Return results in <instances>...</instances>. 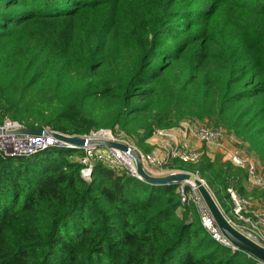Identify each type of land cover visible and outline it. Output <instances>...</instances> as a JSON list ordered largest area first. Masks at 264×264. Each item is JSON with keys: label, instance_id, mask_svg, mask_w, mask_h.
<instances>
[{"label": "trees", "instance_id": "trees-1", "mask_svg": "<svg viewBox=\"0 0 264 264\" xmlns=\"http://www.w3.org/2000/svg\"><path fill=\"white\" fill-rule=\"evenodd\" d=\"M68 135L123 132L146 152L185 119L223 127L264 163V0H0V119ZM77 151L0 157V264H257L215 242L178 183ZM215 188L245 173L204 155ZM207 183V184H208ZM230 200V199H229ZM181 214V215H180Z\"/></svg>", "mask_w": 264, "mask_h": 264}, {"label": "built area", "instance_id": "built-area-1", "mask_svg": "<svg viewBox=\"0 0 264 264\" xmlns=\"http://www.w3.org/2000/svg\"><path fill=\"white\" fill-rule=\"evenodd\" d=\"M28 129L43 130L45 134H24ZM74 138L88 140L90 144L81 146L67 140ZM151 139H154V144L151 145L152 151L144 152L134 139L118 129H103L87 135H68L49 127L41 128L36 123L30 125L25 121H16L8 116L0 119V157L27 158L50 149L77 151L80 154L75 156L74 162L81 165V176L88 182H91L94 167L97 164H102L117 173H126L140 181H145L139 173L137 165L139 160L149 175L165 177L171 174H187L200 180L210 193L205 180L198 173L171 170L167 167L173 161L196 166L204 155L214 160L217 155L221 154L223 162L243 170L248 184L264 194V166H261L260 162L251 155L248 156L240 146V144H246L223 127H214L206 121L189 118L182 121L178 127L156 130ZM191 139L205 145L206 150L202 152L191 147L189 142ZM102 142L118 143L124 145L126 149L109 147L101 144ZM230 180L227 193L232 204L233 219L223 214L238 234L264 249V207L253 196L242 193L240 177H233ZM177 183V193L181 202L180 211L194 206L203 227L215 242L230 249L232 253L244 251L222 233L198 185L191 180ZM220 209L224 211L223 208ZM246 253L257 264H264V260L251 253Z\"/></svg>", "mask_w": 264, "mask_h": 264}, {"label": "water", "instance_id": "water-1", "mask_svg": "<svg viewBox=\"0 0 264 264\" xmlns=\"http://www.w3.org/2000/svg\"><path fill=\"white\" fill-rule=\"evenodd\" d=\"M24 134L42 135V134H45V131L28 129L27 131L24 132ZM67 140L74 143V144L81 145V146H85V145L90 144V141L84 140V139L74 138V139H67ZM101 144L107 145L109 147H117V148H121L124 150L126 149V147L124 145H121L118 143L102 142ZM137 165H138L140 175L143 177V179L145 181H147L151 184L165 185V184L175 183V182L184 181V180H191V181L195 182L198 185L199 190H200L206 204L210 208L217 224L219 225L222 233L226 236V238L231 240L235 245L239 246L244 251L251 253L252 255L264 260V249L256 246L255 244L251 243L250 241H248L247 239L242 237L240 234H238L229 225L225 215L223 214V212L219 208L218 204L213 199V197L210 195V193L208 192V190L206 189L204 184L202 182H200V180H198V179H196L190 175H187V174H171V175H168L165 177H155V176L149 175L147 172H145V170L143 169V166L139 160H138Z\"/></svg>", "mask_w": 264, "mask_h": 264}, {"label": "rangeland", "instance_id": "rangeland-1", "mask_svg": "<svg viewBox=\"0 0 264 264\" xmlns=\"http://www.w3.org/2000/svg\"><path fill=\"white\" fill-rule=\"evenodd\" d=\"M138 145V147L142 150V151H144V152H146V150L145 149H142L140 146H139V144H137ZM240 146L242 147V149L245 151V153L248 155V156H250L251 155V157H253V158H255V159H257L259 162H260V165L261 166H264V163H262L253 153H251L249 150H248V147L246 146V145H244V144H240ZM69 159V161H75L76 160V157L74 156H72V157H69L68 158ZM189 172V171H188ZM189 173H191V172H189ZM238 177H240V179H242V177L241 176H238ZM204 180V179H203ZM206 182V181H205ZM208 182H206V184H207ZM244 185H245V189H246V191H247V194L246 195H254L255 194V192L257 193L258 191L255 189H253V190H251L250 188L251 187H249L248 186V183L247 182H244ZM207 186L209 187V190H210V193H211V195L213 196V198L215 199V201L217 202V204L219 205V206H222V207H220V208H223V213L225 214V215H227L229 218H231V219H233V214H232V204H231V202H230V200H229V198L227 197V194H226V191H225V189H224V187L223 186H221V185H216L215 186V188H213V187H211L210 185H209V183L207 184ZM255 191V192H254ZM259 196H260V194H259ZM181 215V214H180Z\"/></svg>", "mask_w": 264, "mask_h": 264}, {"label": "crops", "instance_id": "crops-1", "mask_svg": "<svg viewBox=\"0 0 264 264\" xmlns=\"http://www.w3.org/2000/svg\"><path fill=\"white\" fill-rule=\"evenodd\" d=\"M189 142H190L191 147H193L194 149H196V150H198V151H202V152H203V151L206 150L205 145L201 144L200 142H198V141H196V140H194V139L189 140ZM149 144L153 146V144H154V139H150ZM210 159H211V158H210ZM211 160H212V159H211ZM212 161H222V162H223L221 154L217 155L216 159H214V160H212ZM247 183H248V182H247ZM240 186L242 187V180H241V179H240ZM248 186L251 187L249 184H248ZM244 187H245V185H244ZM250 189L253 190L252 187H251ZM245 190H246V189H245ZM254 190H255V189H254ZM254 192H255V191H254ZM259 194H260V196H259ZM250 196H253V197L256 198L257 200H259L261 206L264 207V194H263V193H260V192H257V193H256V192H255L254 195L252 194V195H250Z\"/></svg>", "mask_w": 264, "mask_h": 264}]
</instances>
